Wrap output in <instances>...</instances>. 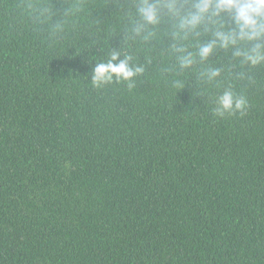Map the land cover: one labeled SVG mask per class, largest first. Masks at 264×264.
<instances>
[{"label":"trees","instance_id":"trees-1","mask_svg":"<svg viewBox=\"0 0 264 264\" xmlns=\"http://www.w3.org/2000/svg\"><path fill=\"white\" fill-rule=\"evenodd\" d=\"M201 2L0 0V264H264V35Z\"/></svg>","mask_w":264,"mask_h":264},{"label":"clouds","instance_id":"clouds-1","mask_svg":"<svg viewBox=\"0 0 264 264\" xmlns=\"http://www.w3.org/2000/svg\"><path fill=\"white\" fill-rule=\"evenodd\" d=\"M213 0H202L197 5L198 13L190 17L193 24L198 23L202 14L209 11ZM215 7L225 11L235 10L236 19L243 33L248 39H257L264 35V0H215ZM141 15L149 22L154 23L157 20L156 10L148 4L139 9ZM212 51L210 46H204L202 57H206ZM118 57L113 56L115 61ZM249 59L253 64L257 63L264 57L250 56ZM139 69L133 70L127 62L122 61L116 64L112 61L98 64L94 69L93 82L96 85L111 81L113 78L125 81L131 80ZM219 107L216 110L218 116L223 117L225 113L234 114L235 112L243 113L248 107V102L244 98L233 95L230 91H225L217 97Z\"/></svg>","mask_w":264,"mask_h":264}]
</instances>
